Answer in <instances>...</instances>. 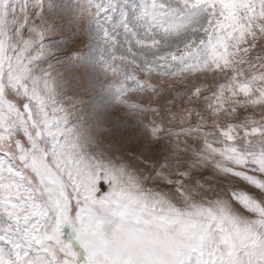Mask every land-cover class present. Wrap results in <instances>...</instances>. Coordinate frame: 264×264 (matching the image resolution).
I'll return each instance as SVG.
<instances>
[{
    "label": "snow or ice",
    "instance_id": "obj_1",
    "mask_svg": "<svg viewBox=\"0 0 264 264\" xmlns=\"http://www.w3.org/2000/svg\"><path fill=\"white\" fill-rule=\"evenodd\" d=\"M7 4L0 264H264V0L88 6L121 116L87 128L38 60L48 13Z\"/></svg>",
    "mask_w": 264,
    "mask_h": 264
},
{
    "label": "rangeland",
    "instance_id": "obj_2",
    "mask_svg": "<svg viewBox=\"0 0 264 264\" xmlns=\"http://www.w3.org/2000/svg\"><path fill=\"white\" fill-rule=\"evenodd\" d=\"M99 2L101 0H27L29 20L35 19L42 9L48 13L43 24V45L48 54L38 60L43 67L52 66L60 88V104L74 123L86 128L95 127L97 123L111 125L121 116L115 85L106 75L101 59L107 56L105 42L96 35L98 26L107 17L80 19L88 6ZM23 3L24 0H8L9 15L16 24L24 17L13 16L11 9L18 10ZM107 3L119 4L123 10L132 0H107ZM121 22V13L117 12L113 28L119 29ZM16 24L10 20V29L14 31ZM119 35L123 40L125 33ZM237 187L253 191L243 182Z\"/></svg>",
    "mask_w": 264,
    "mask_h": 264
}]
</instances>
